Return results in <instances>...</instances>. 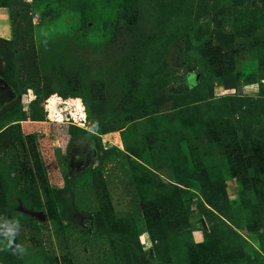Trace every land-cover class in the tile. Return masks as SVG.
Returning a JSON list of instances; mask_svg holds the SVG:
<instances>
[{"label":"rangeland","instance_id":"obj_1","mask_svg":"<svg viewBox=\"0 0 264 264\" xmlns=\"http://www.w3.org/2000/svg\"><path fill=\"white\" fill-rule=\"evenodd\" d=\"M0 264H264V0H0Z\"/></svg>","mask_w":264,"mask_h":264},{"label":"bare ground","instance_id":"obj_2","mask_svg":"<svg viewBox=\"0 0 264 264\" xmlns=\"http://www.w3.org/2000/svg\"><path fill=\"white\" fill-rule=\"evenodd\" d=\"M59 105H65L68 106L67 110H71V105L72 102L70 100H63L55 95L51 96L48 100V107H46L48 109V111L52 114L53 112H58V108L57 106ZM60 116V114H59Z\"/></svg>","mask_w":264,"mask_h":264},{"label":"clouds","instance_id":"obj_3","mask_svg":"<svg viewBox=\"0 0 264 264\" xmlns=\"http://www.w3.org/2000/svg\"><path fill=\"white\" fill-rule=\"evenodd\" d=\"M47 110H48V109H47ZM54 113H57V114H58V117L60 118L58 112H53L52 115H53ZM48 114H49V111H48ZM58 117H57V118H58ZM48 118H53V116H52V117H49V116H48ZM65 120H70V121L73 122V123H74V122H75V123L77 122V121H74V120H73L72 118H70V117H68V119H65ZM56 121H57V120H55V122H56ZM62 121H63V120H62Z\"/></svg>","mask_w":264,"mask_h":264},{"label":"built area","instance_id":"obj_4","mask_svg":"<svg viewBox=\"0 0 264 264\" xmlns=\"http://www.w3.org/2000/svg\"><path fill=\"white\" fill-rule=\"evenodd\" d=\"M52 116H53V118H55V120H57L56 119L58 117V114L57 113H54Z\"/></svg>","mask_w":264,"mask_h":264}]
</instances>
